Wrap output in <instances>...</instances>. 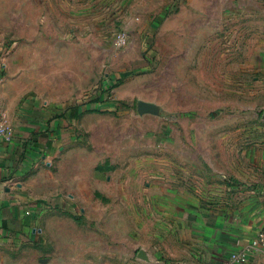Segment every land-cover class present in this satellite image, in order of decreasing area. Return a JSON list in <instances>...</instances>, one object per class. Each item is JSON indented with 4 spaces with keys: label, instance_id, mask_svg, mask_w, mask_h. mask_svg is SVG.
<instances>
[{
    "label": "rangeland",
    "instance_id": "1",
    "mask_svg": "<svg viewBox=\"0 0 264 264\" xmlns=\"http://www.w3.org/2000/svg\"><path fill=\"white\" fill-rule=\"evenodd\" d=\"M0 52L20 105L82 104L30 186L63 203L48 207L43 238L0 239V264H93L89 214L145 225L159 217L154 193L194 197L201 165L244 158L247 134L264 133V0H0ZM139 99L162 111L140 112ZM105 183L110 204L88 205ZM136 187L144 204L131 205ZM57 228L67 236L51 238Z\"/></svg>",
    "mask_w": 264,
    "mask_h": 264
},
{
    "label": "crops",
    "instance_id": "2",
    "mask_svg": "<svg viewBox=\"0 0 264 264\" xmlns=\"http://www.w3.org/2000/svg\"><path fill=\"white\" fill-rule=\"evenodd\" d=\"M5 61L0 52V73ZM5 77V74H4ZM81 106L57 111L26 101L19 104L10 98L4 81L0 84V108L6 110L15 127V134L0 138V239L20 240L24 237L43 238L44 219L49 206L61 205V196L45 195L30 188L35 169L43 164L46 151L59 144L69 126L76 122ZM264 114V113H263ZM225 162L212 156L209 166L201 165L197 190L193 196L154 193L160 196L159 217L148 218L144 225L139 216L132 219L129 229L126 220L116 229H109V216L88 215L89 226L99 222L100 229L91 236L90 262L95 264H222L231 252L248 243L264 225V133L247 134V156H231ZM224 152V151H223ZM100 184L101 197H88V205L107 206V197L117 189ZM116 190V191H115ZM131 205L144 204L140 188H135ZM156 190V189H155ZM211 191V193H209ZM158 198V197H157ZM245 204L242 216L235 212L234 203ZM124 203L128 199L122 198ZM70 203L69 201H67ZM190 205V206H188ZM50 217V216H49ZM75 227V216H71ZM48 218V217H47ZM56 216L51 221H58ZM47 220V219H46ZM48 221H50L48 219ZM69 221V220H68ZM121 227V229H119ZM147 228V229H146ZM146 229V231H144ZM72 230L71 238H75ZM65 229L49 230L51 238L63 237ZM114 239L109 244V236ZM67 234L64 236L66 237ZM46 237V236H45ZM145 248L149 258L139 256ZM164 255L159 257L158 255ZM110 255V256H109ZM242 264H264V250L251 253Z\"/></svg>",
    "mask_w": 264,
    "mask_h": 264
},
{
    "label": "built area",
    "instance_id": "3",
    "mask_svg": "<svg viewBox=\"0 0 264 264\" xmlns=\"http://www.w3.org/2000/svg\"><path fill=\"white\" fill-rule=\"evenodd\" d=\"M118 41L125 43L127 36L124 32L118 33ZM4 80V72L0 73V84ZM15 134V127L10 121L9 114L6 110L0 108V138L12 137ZM264 250V225L260 227L255 236H253L248 243L242 247L231 252L229 257L222 264H242L247 261L252 252L257 250Z\"/></svg>",
    "mask_w": 264,
    "mask_h": 264
},
{
    "label": "water",
    "instance_id": "4",
    "mask_svg": "<svg viewBox=\"0 0 264 264\" xmlns=\"http://www.w3.org/2000/svg\"><path fill=\"white\" fill-rule=\"evenodd\" d=\"M138 108L140 112L150 111L153 113H160L162 111L161 106L155 101L139 99ZM139 256L142 258H149V255L145 248L139 250Z\"/></svg>",
    "mask_w": 264,
    "mask_h": 264
},
{
    "label": "trees",
    "instance_id": "5",
    "mask_svg": "<svg viewBox=\"0 0 264 264\" xmlns=\"http://www.w3.org/2000/svg\"><path fill=\"white\" fill-rule=\"evenodd\" d=\"M122 79H123V77H118V79L116 80V83H120L121 81H122ZM115 83V82H114ZM114 83H112L110 86L112 87V86H114ZM110 86H108V89L106 90L105 89V91H109L110 90Z\"/></svg>",
    "mask_w": 264,
    "mask_h": 264
}]
</instances>
